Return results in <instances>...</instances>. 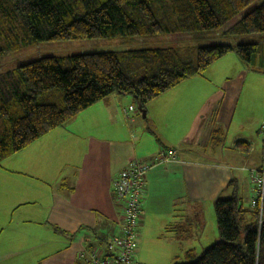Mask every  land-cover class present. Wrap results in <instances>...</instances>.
Wrapping results in <instances>:
<instances>
[{"label": "crops", "instance_id": "crops-1", "mask_svg": "<svg viewBox=\"0 0 264 264\" xmlns=\"http://www.w3.org/2000/svg\"><path fill=\"white\" fill-rule=\"evenodd\" d=\"M225 37L226 43L259 38ZM259 58L249 65L230 51L204 73L150 100L145 116L131 95L110 94L83 111L82 119L59 126L74 138H64L56 127L2 160L0 264H84L80 254L90 242L101 245L119 232L123 205L113 192L116 175L130 161H149L168 147L177 149V159L157 164L146 176L137 252L150 248L155 231L163 241L184 245V254L212 244L217 228L212 226L210 236L206 231L216 197L229 196L233 182L248 207L254 187L242 167L257 166L263 156L264 59ZM130 106L135 108L127 111ZM53 132L63 141L39 155L34 144ZM80 139L77 161L73 147ZM237 140L251 142V148L244 151ZM31 146V165L9 161ZM188 218L190 235L182 237L173 227Z\"/></svg>", "mask_w": 264, "mask_h": 264}, {"label": "trees", "instance_id": "trees-1", "mask_svg": "<svg viewBox=\"0 0 264 264\" xmlns=\"http://www.w3.org/2000/svg\"><path fill=\"white\" fill-rule=\"evenodd\" d=\"M254 1L0 0V55L52 39L122 37L130 43L135 37L148 40L168 34L181 41L221 28L227 37H259L197 47L152 45L46 55L1 72L0 163L110 94L131 95L141 112L150 100L187 77L204 73L232 50L249 65L259 56L264 59V0L248 9ZM236 143L244 151L251 148L247 140ZM257 166L242 168L249 175L248 169ZM145 182L146 187V177ZM228 186L231 194L216 197L213 204L218 238L199 253L188 249L185 260L173 264H264V211L261 220L251 199L244 206L234 183ZM191 223L188 218L173 228L187 236Z\"/></svg>", "mask_w": 264, "mask_h": 264}, {"label": "rangeland", "instance_id": "rangeland-1", "mask_svg": "<svg viewBox=\"0 0 264 264\" xmlns=\"http://www.w3.org/2000/svg\"><path fill=\"white\" fill-rule=\"evenodd\" d=\"M260 2L261 0H256L252 2L250 6L248 7V9L252 8L253 6L258 5ZM222 30H223L222 28L218 30V32H215L213 30H207L206 33H209V34H207L205 37H199L196 39H190V37H188L181 41L175 40L176 39L175 36L174 38H171L170 35L168 34L159 35V36H156L155 38L148 39V40L135 37L133 41L130 43H128L122 37H118V38L96 37V38H85V39L74 38V39H63V40H56V39L41 40V42L25 47L19 51H8L7 53L0 55V73L8 71L9 69L16 68L20 66V64L22 63H26V62H30L31 60L42 58V56H46V55L64 56V55H71L75 53L109 51V50L119 51V50L130 49L132 47H141V46L145 47V46H152V45H157V46L159 45L160 46H163V45H169V46L193 45L197 47L201 45L208 46V45H213V44H219L221 42L225 43L228 40L225 37V35L222 34L223 33ZM233 42L235 41L233 40ZM83 111L77 113L76 116H78L79 119H82V117H85L83 116L85 115V112ZM80 113H84V114H80ZM83 121H84V118H83ZM233 127H234V124H233ZM233 127L231 131H233ZM59 129L60 130H56V131H60L61 133H63L64 138L67 136H71V138H74L72 137L71 133L64 132L63 128H59ZM79 131L82 132L80 128H79ZM72 133H77L75 130V127L72 128ZM47 136H51V138L48 140L46 137V139L39 140L41 142L38 141L34 144V145H39L38 153H40L39 155L41 156H44L47 153H52L50 151H46V148L48 147L53 148V144H59L60 141H63L62 139L63 136L60 133L53 132L52 135H47ZM254 136H256V133H254ZM258 139L260 140V137H258ZM82 141L83 139L82 140L80 139L79 144L76 145V148L73 147L74 155L72 156L76 157L75 160L78 159V156H77L79 154L78 151L82 150V148L80 147V144ZM30 148H32V146L25 149L24 152H20V154H17L18 155L17 157L10 159L9 161L12 163L14 161L13 165H15L16 163H19L22 165H31L32 160L34 159V156L32 155L31 151H28L30 150ZM56 170L58 171V168H56ZM62 171L67 172L68 167L66 166V168L62 169ZM47 173L51 174L50 170H48ZM37 204L35 206H37ZM208 214L212 216L210 212ZM209 215H208V221H209L208 228L206 231L208 232L207 236H210L213 234L212 226H214V228L215 227L217 228L216 212L214 208H213V220L210 218ZM158 234L159 233L157 231H155V233H152L153 242L150 248L144 249L142 252L140 251L137 252V255H136L137 260L145 262L146 264H173L177 262H183L185 260V256H184L185 248H183L184 245H180L177 242L171 243V242L163 241L164 236L163 235L159 236ZM201 250L202 248L198 249V253L201 252Z\"/></svg>", "mask_w": 264, "mask_h": 264}, {"label": "built area", "instance_id": "built-area-1", "mask_svg": "<svg viewBox=\"0 0 264 264\" xmlns=\"http://www.w3.org/2000/svg\"><path fill=\"white\" fill-rule=\"evenodd\" d=\"M130 106L127 111H132ZM126 111V112H127ZM264 138V128L262 129ZM177 158V149L168 147L157 153L154 159L142 161L135 159L121 169L114 178L113 190L117 200L124 204L120 218L117 220L119 232L109 236L101 245L85 249L80 257L84 264H144L138 261V230L142 223V194L145 188V177L152 167ZM262 164L248 169L254 186L250 205L259 208L260 219L264 211V158ZM262 220V219H261Z\"/></svg>", "mask_w": 264, "mask_h": 264}, {"label": "water", "instance_id": "water-1", "mask_svg": "<svg viewBox=\"0 0 264 264\" xmlns=\"http://www.w3.org/2000/svg\"><path fill=\"white\" fill-rule=\"evenodd\" d=\"M141 113H143V116L146 115L145 110H141Z\"/></svg>", "mask_w": 264, "mask_h": 264}]
</instances>
